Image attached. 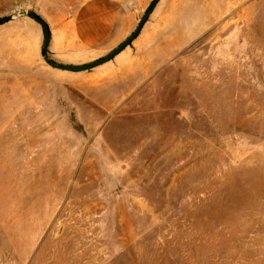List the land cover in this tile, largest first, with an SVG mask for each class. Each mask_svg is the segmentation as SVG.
<instances>
[{
	"label": "rangeland",
	"instance_id": "rangeland-1",
	"mask_svg": "<svg viewBox=\"0 0 264 264\" xmlns=\"http://www.w3.org/2000/svg\"><path fill=\"white\" fill-rule=\"evenodd\" d=\"M41 4L0 0L2 23ZM14 61L0 47V264H264V0H158L83 71Z\"/></svg>",
	"mask_w": 264,
	"mask_h": 264
},
{
	"label": "crops",
	"instance_id": "crops-1",
	"mask_svg": "<svg viewBox=\"0 0 264 264\" xmlns=\"http://www.w3.org/2000/svg\"><path fill=\"white\" fill-rule=\"evenodd\" d=\"M152 1L42 0L38 14L50 32L48 57L59 64L80 65L86 62V50L103 55L134 31L138 16ZM30 18L20 17L0 24V47L6 56L15 58L17 79H44L40 76H45V72L31 71L42 57L44 33Z\"/></svg>",
	"mask_w": 264,
	"mask_h": 264
},
{
	"label": "water",
	"instance_id": "water-1",
	"mask_svg": "<svg viewBox=\"0 0 264 264\" xmlns=\"http://www.w3.org/2000/svg\"><path fill=\"white\" fill-rule=\"evenodd\" d=\"M158 0H154L153 3L150 5V7L148 8V10L146 11L144 17L139 21L137 27L135 28V30L120 44L118 45L116 48H114L109 54H107L106 56L97 59L95 61L89 62V63H85V64H80V65H66V64H57V63H53L48 59V55L46 53V48L48 45V42L50 40V32H49V28L46 24V22L41 19L39 16H37L35 13L31 12V11H27L25 14L29 17H31L32 19H34L35 21H37L43 30L44 33V42H43V58L44 61L50 65L53 68L59 69V70H63V71H71V72H78V71H83V70H87V69H91L93 67H96L102 63H105L109 60H111L114 56H116L121 50H123L127 45H129V43L136 37V35L138 34V32L140 31L143 23L145 22L147 16L150 14V12L152 11L155 3ZM12 17H7V18H0V24L4 21H7L9 19H11Z\"/></svg>",
	"mask_w": 264,
	"mask_h": 264
},
{
	"label": "trees",
	"instance_id": "trees-1",
	"mask_svg": "<svg viewBox=\"0 0 264 264\" xmlns=\"http://www.w3.org/2000/svg\"><path fill=\"white\" fill-rule=\"evenodd\" d=\"M42 54H43V51H42Z\"/></svg>",
	"mask_w": 264,
	"mask_h": 264
}]
</instances>
